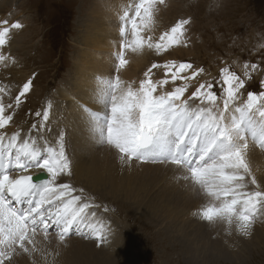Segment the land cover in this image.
I'll list each match as a JSON object with an SVG mask.
<instances>
[{"label": "snow or ice", "instance_id": "6c2138e0", "mask_svg": "<svg viewBox=\"0 0 264 264\" xmlns=\"http://www.w3.org/2000/svg\"><path fill=\"white\" fill-rule=\"evenodd\" d=\"M164 3L135 0L125 6L119 16L117 73L129 63L128 50L135 53L146 47L160 55L185 43L190 18L178 19L155 41L146 34L155 24L157 6ZM22 27L19 21L0 20V49L9 43L10 32ZM10 62L15 63L14 58L0 52V64L8 67ZM258 68L245 62L240 75L225 66L218 77L200 82L196 78L205 72L203 67L167 60L152 63L138 87L119 75L98 77L94 96L100 110L84 108L89 132L97 146L115 150L121 166L153 163L183 170L180 179L198 188L206 200L193 215L213 226L225 224L229 234L235 231L248 238L257 219L264 218V187L247 162L250 142L264 149V91L246 90ZM153 69L163 70L164 78L153 80ZM170 81L185 83L158 92ZM32 86V78L23 83L15 96L16 107ZM190 86L194 90L186 96ZM4 91L0 88V93ZM8 110L14 111L13 104L0 100V264H14L22 255L36 264L34 254H51L46 252L53 243L50 235L59 247L70 235L83 234L84 228L97 247L102 246L110 238V227L94 225L88 219L94 212L85 190L63 182L72 175L65 135L58 134L56 146L49 144L42 154L38 140L41 129L47 130L49 110L35 113L42 122L33 123L25 135L19 129L7 132L14 119ZM38 236H43L44 244Z\"/></svg>", "mask_w": 264, "mask_h": 264}, {"label": "rangeland", "instance_id": "374dc122", "mask_svg": "<svg viewBox=\"0 0 264 264\" xmlns=\"http://www.w3.org/2000/svg\"><path fill=\"white\" fill-rule=\"evenodd\" d=\"M95 1L0 0V20L8 19L10 23L19 21L23 25L21 29H13L10 32L9 43L0 49V52L15 60V63L10 62L8 67L0 64V88L5 89L3 93H0L2 98L0 99L5 105L12 103L14 106V111L8 110L14 118L13 123L7 129L9 134L18 129L28 130L29 132L33 123L40 125L42 116L36 117L35 113L37 111L43 113L44 110H49L47 130L41 129L40 135L42 136L46 135L45 132L51 131L53 121L56 123L62 122L67 102L59 97L58 92L67 85L66 83L77 72L75 61L79 60V54L81 53V39L85 41V38L90 35L84 33L83 30L93 25L92 6ZM126 1L130 0H109L110 3L116 6L122 5ZM131 1L135 2V0ZM157 7L159 11L156 14L155 24L152 31L146 34L152 35L155 41L163 31L168 30L178 19L190 18V24L186 26L187 39L180 46H174L167 53L160 55H157L154 50L146 48L147 59L144 62L145 66L139 71L142 72L137 73L136 86H139V81L145 78L143 73L151 67L152 63L162 64L167 60H174V53L179 48L182 51L181 57L175 61L189 62L193 64L194 68L203 67L205 69V72L196 78L200 82L218 77L219 69L225 66H229L237 74L242 75V65L245 62L257 64L259 68L251 73V79L246 83V90L257 93L264 91V84L261 83L264 81V0H165L163 5ZM115 18V12L113 11L112 20ZM87 24L88 27H86ZM15 39H21L20 44L14 42ZM126 55L127 53H125V58ZM29 78L33 79L32 89L25 97L21 98L22 103L20 106L16 107L15 96L23 83ZM163 78V70L153 69V80ZM183 83L185 82L177 81L175 85H172L170 81L169 85H165L163 89L158 90H172L173 87L180 86ZM191 83L195 84L196 81ZM193 90L194 88L190 86L189 92L185 95H189ZM217 91L219 94L218 87ZM246 94L245 91L243 97L245 99ZM55 106L62 110L56 109L55 112ZM31 132H35V130ZM53 140L55 142L57 138ZM38 143L44 148L43 154L46 147L42 146L39 140ZM70 161L72 166L73 162ZM72 177L74 179L75 175L72 174ZM158 178V184L156 183L157 186L155 185L156 188L153 191L146 196L144 193L141 194L140 199L142 201L140 204H136L127 196L103 194L94 189V184L89 186L88 182L80 181L81 184L84 185L85 183L89 188H86L88 191L86 196L89 194L87 197L90 200L93 199L94 215L96 216H90L92 220H98L100 215L107 214L110 219L117 221L112 222V224L119 228L125 245L122 255L115 264H264V229H261L262 235L254 233L248 238L234 239V245L231 242L233 248L229 251L235 255L232 257H236V259H222L217 251L208 250V246L203 247V243H208L210 237H202V226L207 227L208 223L201 221L198 215H193L194 211L198 213V210L195 209L197 197L191 195L193 190L185 184L174 187L168 177L158 176ZM160 181L163 183H160ZM66 183H70V180ZM78 187L77 189H79ZM160 192L163 197H161ZM152 194L155 197L151 196ZM164 197L170 198V201H167ZM190 199L193 204L190 203ZM173 200L174 202H172ZM160 201H163V203H160ZM164 202L166 203L164 204ZM166 204H169V207L172 208L168 207L169 210L171 209V213L167 215V218L165 217L166 213L162 212ZM174 204L178 205L177 208ZM174 212L179 213L180 216ZM159 217L161 218L159 219ZM148 218H153V220ZM155 219L160 222L158 223ZM89 220L91 221V219ZM53 231L50 230V232ZM87 232V228H84V234L74 233L70 235L66 240V245H60L59 247H57L58 242L55 236L50 235L49 239L53 243L46 246V252L51 254L46 256H42L40 253L34 254L36 264H43L45 261V264H48L50 259L49 264L58 262L64 252L70 251L71 244L82 245V249L77 253L83 251L81 253L83 255L85 250L97 246L95 239L91 238L90 233L88 236ZM236 234L235 232L234 235ZM37 239L41 242L44 241L43 236H38ZM88 242H90V245ZM105 244L106 242L103 245L105 246ZM244 246H247V249ZM72 248L73 246L71 251H73ZM189 250L190 252H188ZM74 258H76V264H104V261L94 257L89 260L88 257L82 256L80 257L83 260L81 262H77L79 260L77 256H74ZM39 261L40 263H38ZM22 262L32 264V260L26 255L14 258V264H22ZM65 263L71 264L66 260Z\"/></svg>", "mask_w": 264, "mask_h": 264}, {"label": "bare ground", "instance_id": "6f19581e", "mask_svg": "<svg viewBox=\"0 0 264 264\" xmlns=\"http://www.w3.org/2000/svg\"><path fill=\"white\" fill-rule=\"evenodd\" d=\"M130 3H133V1H131V0L126 1V2H124V4H122L120 6H116L115 4L110 3L109 0H96L93 3V6H92L93 25H91V27H88V24H89L88 23L86 26L88 28L83 30L84 33H89L90 35L85 38V41L83 39H81L82 40L81 41V43H82L81 44L82 45L81 46V53L79 54V60L75 61V66H76L75 68H77V70H76L77 72L72 77V79L68 83H66L67 85L63 89H61V90L59 89L60 91L58 92L59 97L62 98L63 101L67 102L66 103L67 108H66V111L64 110V116L62 118V122L56 123L53 121L51 131L48 133L45 132L46 135H44V136L41 135L42 138H40L39 141L41 144L43 142L48 143L46 145V148L49 144H51L52 146L55 147L56 145H55L53 139L58 138V134H60V133H63L65 135L66 154L68 155L69 159L72 160V162H73L72 174L75 175L76 178L74 177V179H73V177L71 175L69 177H65L63 182L70 180V184L74 185L76 188H77V186H79L78 187L79 189L80 188L85 189V194L88 193V191L86 190V188H88V187L85 185V183L88 182L87 184L89 186L91 184L92 185L94 184V186H93L94 189L102 192L103 194L107 193V194L112 195V196L113 195H121L124 197L127 196V197H130L132 199V201H134L136 204H140L142 201L140 199L141 194L144 193L145 196L147 194H149L151 191H153V189L156 188V186H157L156 183L159 179L158 176H163V177L165 176L171 180L174 187H179L182 184L189 186L193 190L191 195H195L197 197V201L195 203V209L199 210L200 206L206 202L205 197L200 193L199 189L196 188L194 185H192L190 182H186L183 179H180V177H182L184 175L183 170L177 169L176 167H174L172 165L153 164V163L141 164V163L133 162V165L131 167L121 166V164L118 161L115 150L110 149L107 146H97L95 144L90 132H89V126L87 123V118H86V113L84 112V108H89V109H92L94 111L100 110L99 105L95 102V96H94V91H95L96 85H97V78L98 77H102V78L114 77L116 74V75L120 76L121 80H123L127 83H132L133 87H138V86H136L137 73L141 69H143V66H145L144 62L147 59L146 47L141 52H135L134 53L131 50H128L126 52L127 53L126 59L129 61V63L124 68H122L118 73L115 71L116 57H117L119 50H120L119 44L121 41V37L119 35V27H120L119 16L122 14L123 10L125 9V6L130 4ZM89 11L91 12V10H89ZM113 11L115 12L116 18L112 20V12ZM88 17H89V14H88ZM14 42H17L18 44H20L21 39H17V40L15 39ZM11 45H12V43H11ZM181 53H182V51L179 48H178V50L176 49V51L174 53L175 57H173L174 60H178L177 58L181 57L180 56ZM141 72H139V73H141ZM9 82H11V81H9ZM158 92H160V90H158ZM54 109H55L54 110L55 112H56V109L62 110L61 108H59L57 106H55ZM61 112H63V111H61ZM61 115H62V113H61ZM59 117H61V116H59ZM22 129H24V128H22ZM43 133H44V131L42 132V134ZM25 134H29L28 130L22 131V135H25ZM30 134L34 136L35 132H31ZM41 148H42V152H43L44 148L43 147H41ZM247 162L249 163V166L251 168L252 173L257 177L258 181L261 182L262 187H264V149H260L259 147H257L256 145H254L253 143L250 142V147H249L248 155H247ZM76 179H77V181H76ZM163 180H164V178H163ZM80 181H83V182L86 181V182L83 185V184H81ZM160 183H163V182L160 181ZM170 187H169V189H170ZM167 190H168V187H167ZM173 190H171V191H173ZM91 191H92V189H91ZM165 192L167 193V191H165ZM153 194L151 196H153ZM161 195H162V193H161ZM87 196H89V194ZM153 197H155V196H153ZM153 197H151V198H153ZM161 197H163V195ZM164 198H166V197H164ZM164 198H162V199H164ZM169 199H167V201ZM179 199H180V197H179ZM148 200H150V199H148ZM154 200L156 201L157 199L155 198ZM163 201L162 202L160 201V203H163ZM89 202L91 204H93V199L92 200L89 199ZM150 202H151V200H150ZM166 202H164V204ZM172 202H174V200ZM194 202H195V200H194ZM97 203H98V201H97ZM190 203H191V199H190ZM191 204H193V201ZM160 206H162V205L160 204ZM177 206H176V208H177ZM163 207H164V205H163ZM168 207H169V204L168 205L166 204L165 209L164 210L162 209L163 210L162 212L166 213V216L164 215L166 218H167V215H169L171 213L170 210L172 209L171 207H169V208H171L169 210ZM94 208L95 207H93V209H92L93 212H94ZM179 211H177V212H179ZM155 212H159V211H155ZM177 212H174V213L176 215H179V213L177 214ZM159 214H161V213H159ZM94 216H96V215H94ZM179 216H177V217L179 218ZM186 216H185V218H187ZM161 217H163V216H161ZM161 217H159V219ZM165 217H163V218H165ZM150 218H148V219H150ZM88 219H91V222L94 225H96L97 227H105V228L110 227V229H111L110 238L106 242L105 246L103 245V247H101V248L97 247V246H95L94 248L90 247L88 250H85V253H83V255H81V253L83 251H81V253H77V251L82 249L81 248L82 245H79V244L72 245L71 244L70 251H71L72 246H73V248H72L73 251H71V252L67 251V253L64 252V254H62V256L60 257L59 261L57 260L58 262H51L50 264H67V263H65V260H66V262L68 261L71 264L72 263L76 264V260H75L76 258H74V256H77V258H79V260L77 262L83 261L82 258H80V257L85 256V257H88L89 260L92 257L97 258L101 261H104V264H115L116 263V261L122 255V253H123L122 250L124 249V245H125L123 242V237L119 231V228H117L115 225L113 226V224H112V222L115 223L117 221L110 219L107 214L106 215L103 214V216L100 215L98 217V220H92V218L90 216ZM172 219H174V218H172ZM189 219H190V217H189ZM150 220H153V218ZM155 220L158 221L157 219H155ZM159 222L160 221H158V223ZM167 222H169V221L167 220ZM116 225H117V223H116ZM163 225H164V223H163ZM206 226L207 227L202 226V228H203L202 237L204 238V237L209 236L210 238H209L208 243L207 242H206V244L203 243V247L208 246V250L210 249V250L217 251V253L219 254V257H221L222 259H226V260L236 259V257H232L235 255L232 254L231 251H229L230 249L233 248L231 246L232 245L231 242L234 245V242H235L234 239L238 238V240H239V238L244 239L245 237H242L239 234L234 235L235 231H232V233L229 234L225 230L227 227L225 224L217 223L215 226L210 225V224H208ZM263 226H264V218L257 219L256 223L254 224L252 234L255 233L258 235H262L261 229H264ZM183 229H185V228H183ZM87 235L89 236V230L87 232ZM191 240H192V238H191ZM189 241H190V239H189ZM193 241H194V239H193ZM242 241H244V240H242ZM41 243L44 244V241H42ZM88 244L90 245V242H88ZM192 245H193V243H192ZM203 247H201V248L203 249ZM246 247L247 246H244V248H246ZM201 248H200V250H201ZM190 249H192V248H190ZM234 249H235V247H234ZM188 252H190V250ZM75 253H77V254H75ZM49 261H51V259ZM49 261H48V264H49ZM42 262H44V261H42ZM38 263H40V261ZM45 263H46V261H45ZM45 263H43V264H45ZM22 264H31V263L30 262L29 263H26V262L23 263L22 262Z\"/></svg>", "mask_w": 264, "mask_h": 264}]
</instances>
